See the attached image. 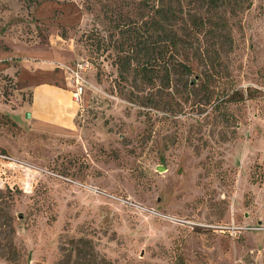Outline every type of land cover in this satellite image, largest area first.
Instances as JSON below:
<instances>
[{"label":"rangeland","instance_id":"rangeland-1","mask_svg":"<svg viewBox=\"0 0 264 264\" xmlns=\"http://www.w3.org/2000/svg\"><path fill=\"white\" fill-rule=\"evenodd\" d=\"M198 7L0 0V264L72 263L80 239L111 264H264V0L221 12L214 44L190 26ZM150 17L193 70L169 86L116 65L124 28ZM44 82L69 92L67 127L32 109Z\"/></svg>","mask_w":264,"mask_h":264},{"label":"trees","instance_id":"trees-1","mask_svg":"<svg viewBox=\"0 0 264 264\" xmlns=\"http://www.w3.org/2000/svg\"><path fill=\"white\" fill-rule=\"evenodd\" d=\"M249 7L250 0H199L198 12L189 18L190 26L196 34L212 42L217 33L220 34L228 29V22L225 16L220 15L221 12L235 17ZM154 10L157 13L160 11L158 7ZM162 18L167 21V13H164ZM121 35L129 42V44L126 41L121 44L120 54L117 57V68L122 65L128 70L124 71V67L121 69L122 79L131 68L143 83L151 84L154 80H158L164 86L170 85L171 78L176 73L192 74V67L178 60L179 48L183 43L182 36L173 27H164L159 18H143L139 24L124 28ZM101 43L106 51L105 39L101 40ZM215 53L217 56L210 57L212 69L220 63L219 53L217 51ZM74 246L72 250L74 260L70 263L71 259H69L66 264H111L105 258L96 256L88 240L80 239L74 242Z\"/></svg>","mask_w":264,"mask_h":264},{"label":"crops","instance_id":"crops-1","mask_svg":"<svg viewBox=\"0 0 264 264\" xmlns=\"http://www.w3.org/2000/svg\"><path fill=\"white\" fill-rule=\"evenodd\" d=\"M20 63L21 73L23 71L22 67L24 61H20ZM5 72L7 73V71ZM8 73L12 75V73ZM20 73H18V76L14 75L15 80L19 82ZM55 75L57 77L58 74ZM31 89L32 99L30 105L32 109H34V111L36 110L39 114L38 119L43 123H56L60 126L67 127L68 123H70L68 122L70 120L69 116L72 114L68 102L69 92L59 88L55 82L51 84L44 82L38 85H32Z\"/></svg>","mask_w":264,"mask_h":264},{"label":"built area","instance_id":"built-area-1","mask_svg":"<svg viewBox=\"0 0 264 264\" xmlns=\"http://www.w3.org/2000/svg\"><path fill=\"white\" fill-rule=\"evenodd\" d=\"M87 64L77 63L74 67L68 68L70 74L74 79V90L72 91V98L78 102L84 90L83 79L81 73L86 69Z\"/></svg>","mask_w":264,"mask_h":264},{"label":"water","instance_id":"water-1","mask_svg":"<svg viewBox=\"0 0 264 264\" xmlns=\"http://www.w3.org/2000/svg\"><path fill=\"white\" fill-rule=\"evenodd\" d=\"M27 117H28V118H30V115L28 114V115H27ZM161 171H164V169H163V168H161Z\"/></svg>","mask_w":264,"mask_h":264}]
</instances>
